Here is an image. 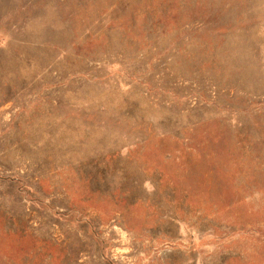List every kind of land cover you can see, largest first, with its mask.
<instances>
[{
	"label": "rangeland",
	"instance_id": "obj_1",
	"mask_svg": "<svg viewBox=\"0 0 264 264\" xmlns=\"http://www.w3.org/2000/svg\"><path fill=\"white\" fill-rule=\"evenodd\" d=\"M0 264H264V0H0Z\"/></svg>",
	"mask_w": 264,
	"mask_h": 264
}]
</instances>
